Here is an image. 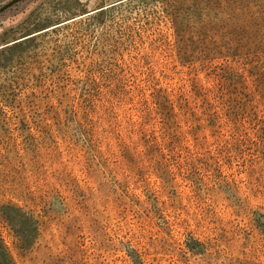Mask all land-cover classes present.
I'll return each mask as SVG.
<instances>
[{
	"label": "rangeland",
	"instance_id": "1",
	"mask_svg": "<svg viewBox=\"0 0 264 264\" xmlns=\"http://www.w3.org/2000/svg\"><path fill=\"white\" fill-rule=\"evenodd\" d=\"M248 53L264 62V0H0V204L38 217L25 251L0 222L16 264H264L249 226L264 174L249 150L224 163L237 197L195 191L182 147L163 186L136 185L111 154L138 140L140 121L160 140L144 111L157 90H196L208 58L235 66Z\"/></svg>",
	"mask_w": 264,
	"mask_h": 264
},
{
	"label": "trees",
	"instance_id": "2",
	"mask_svg": "<svg viewBox=\"0 0 264 264\" xmlns=\"http://www.w3.org/2000/svg\"><path fill=\"white\" fill-rule=\"evenodd\" d=\"M223 47L225 45L221 44L218 48V57L226 56L222 54ZM248 54L252 56L251 60L245 57L241 64L235 66L227 61L214 65L208 58L204 83L198 77L200 71L195 70V78L202 82L196 85V90L192 87L187 90L184 85L157 90L144 111L149 117L154 112L161 119L163 130L160 140L152 131L148 133L143 128L145 121H140L141 136L138 140L131 144L123 142L119 152H111L115 158L128 163L130 169L132 167L136 185L152 175L159 179L162 186L174 184L176 176L170 157H180L177 152L181 147L188 152L185 159L189 158V161H185L184 165L181 161L176 163L179 168L184 166L188 171L186 179L191 181L197 192H204L209 186H221L233 191L237 197L240 193L238 182L242 180L236 181L232 174H229V179V175L223 173L224 163L231 167L232 152L240 154L249 150L248 153L254 155L253 162L260 164V172L264 174V62L256 53ZM177 117L183 118L186 129L176 122ZM183 143L191 144V148L189 145L182 146ZM221 152L230 162H220L222 158H218V153ZM199 154L202 156L198 157ZM209 171L212 172L208 176L206 172ZM237 201L240 200L237 198ZM157 211L158 208L153 213ZM249 216L251 231L264 235V207H250ZM0 222L9 228L18 251L31 248L38 233V217L35 218L33 212L12 202L1 203ZM31 226L33 236L30 238ZM0 264H16L1 233Z\"/></svg>",
	"mask_w": 264,
	"mask_h": 264
},
{
	"label": "water",
	"instance_id": "3",
	"mask_svg": "<svg viewBox=\"0 0 264 264\" xmlns=\"http://www.w3.org/2000/svg\"><path fill=\"white\" fill-rule=\"evenodd\" d=\"M27 36H28V35H27ZM27 36H24V37H27ZM20 39H23V38H20ZM20 39H19V40H20ZM16 41H18V40H16ZM13 42H15V41H13ZM13 42H11V43H13Z\"/></svg>",
	"mask_w": 264,
	"mask_h": 264
}]
</instances>
